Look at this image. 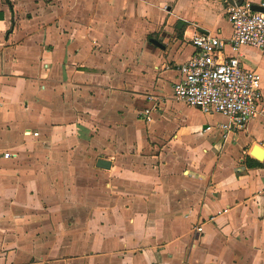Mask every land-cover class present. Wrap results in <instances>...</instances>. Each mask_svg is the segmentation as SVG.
Segmentation results:
<instances>
[{
	"label": "crops",
	"instance_id": "obj_1",
	"mask_svg": "<svg viewBox=\"0 0 264 264\" xmlns=\"http://www.w3.org/2000/svg\"><path fill=\"white\" fill-rule=\"evenodd\" d=\"M226 5L0 0V264H264V49H240L263 77L241 130L172 93Z\"/></svg>",
	"mask_w": 264,
	"mask_h": 264
},
{
	"label": "built area",
	"instance_id": "obj_2",
	"mask_svg": "<svg viewBox=\"0 0 264 264\" xmlns=\"http://www.w3.org/2000/svg\"><path fill=\"white\" fill-rule=\"evenodd\" d=\"M226 14L231 25L230 37L195 32L190 38L194 51L178 66L179 76L172 85L175 100L226 117L216 124L224 137L231 130L243 129L259 111L263 99L262 74L243 66L240 49H264V12L252 10L247 1H227ZM148 112L145 109L143 114ZM9 156V152L4 153V157ZM201 229L200 225L195 227L197 231Z\"/></svg>",
	"mask_w": 264,
	"mask_h": 264
},
{
	"label": "rangeland",
	"instance_id": "obj_3",
	"mask_svg": "<svg viewBox=\"0 0 264 264\" xmlns=\"http://www.w3.org/2000/svg\"><path fill=\"white\" fill-rule=\"evenodd\" d=\"M201 114H206V113H204V112H202V111H198V112H196V113H191L190 115H191V117L192 118H194V120L196 121V122H198L199 120H201ZM213 116L212 117H209V115H207L205 118L208 120V121H223V119L222 118H224V120H226V117H224L223 115H221L220 113H214V114H212ZM199 138V137H198ZM125 145H127V144H125ZM128 148V147H127ZM188 150H189V148H187ZM129 150H131V148H129ZM187 150V151H188ZM140 152H138V153H141V155L142 154H146L147 153V151H143V149H140L139 150ZM214 151V150H213ZM99 160V159H98ZM97 160V161H98ZM160 162H163L164 163V161H163V159H154V160H147V157H142V159H140V161L139 162H137V163H139V166H145V167H155V166H159V163ZM98 163V162H97ZM97 165V164H96Z\"/></svg>",
	"mask_w": 264,
	"mask_h": 264
},
{
	"label": "water",
	"instance_id": "obj_4",
	"mask_svg": "<svg viewBox=\"0 0 264 264\" xmlns=\"http://www.w3.org/2000/svg\"><path fill=\"white\" fill-rule=\"evenodd\" d=\"M227 1L230 3H236V4H241L243 2V0H227ZM250 7L254 11L264 12V5H262L260 3H250ZM152 42L157 44L158 46L160 45V42L157 40H152ZM256 158H258V157H256ZM262 158H258V159H262ZM97 165L107 167V166H109V162L107 160L99 159Z\"/></svg>",
	"mask_w": 264,
	"mask_h": 264
},
{
	"label": "trees",
	"instance_id": "obj_5",
	"mask_svg": "<svg viewBox=\"0 0 264 264\" xmlns=\"http://www.w3.org/2000/svg\"><path fill=\"white\" fill-rule=\"evenodd\" d=\"M249 160L253 161L252 163L249 162V164H250L251 166H255V165H258V166H259V165H262L261 162L255 161V160H253V159H251V158H249Z\"/></svg>",
	"mask_w": 264,
	"mask_h": 264
},
{
	"label": "bare ground",
	"instance_id": "obj_6",
	"mask_svg": "<svg viewBox=\"0 0 264 264\" xmlns=\"http://www.w3.org/2000/svg\"><path fill=\"white\" fill-rule=\"evenodd\" d=\"M259 157V156H258Z\"/></svg>",
	"mask_w": 264,
	"mask_h": 264
}]
</instances>
